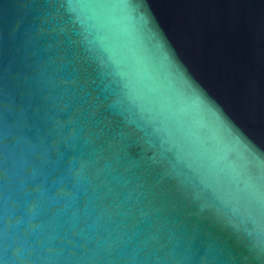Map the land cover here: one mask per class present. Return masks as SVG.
Here are the masks:
<instances>
[{
  "label": "water",
  "instance_id": "95a60500",
  "mask_svg": "<svg viewBox=\"0 0 264 264\" xmlns=\"http://www.w3.org/2000/svg\"><path fill=\"white\" fill-rule=\"evenodd\" d=\"M0 264H264V0H0Z\"/></svg>",
  "mask_w": 264,
  "mask_h": 264
}]
</instances>
